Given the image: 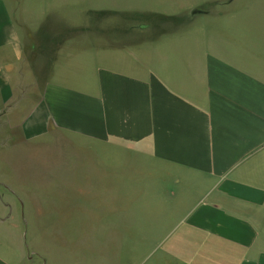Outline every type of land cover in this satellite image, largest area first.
<instances>
[{"label": "crops", "instance_id": "0c3cea01", "mask_svg": "<svg viewBox=\"0 0 264 264\" xmlns=\"http://www.w3.org/2000/svg\"><path fill=\"white\" fill-rule=\"evenodd\" d=\"M66 4L0 0V124L22 141L0 163V264H36L47 252L67 262L69 246L27 245L17 223L55 186L13 185L38 158L49 171L58 131L116 150V211L175 223L167 264H264V6L241 12L258 10L257 37L198 21L159 41L135 38L109 60L113 49L73 36L92 14L75 21Z\"/></svg>", "mask_w": 264, "mask_h": 264}, {"label": "rangeland", "instance_id": "374dc122", "mask_svg": "<svg viewBox=\"0 0 264 264\" xmlns=\"http://www.w3.org/2000/svg\"><path fill=\"white\" fill-rule=\"evenodd\" d=\"M66 5L68 10L71 5L75 21L82 22V17L92 14L90 28H74L73 36L86 37L84 39L89 42L97 40L96 45L89 47L108 51L113 48L124 50L129 47L126 43L135 38L150 37L159 41V38L176 34L198 21H224L232 26L233 34L237 27H243L249 36L257 37L262 31L258 10L241 12L244 6H264V0H71V3L67 0ZM114 19L116 28H111L109 24ZM65 31L69 33V29ZM100 40L108 43L116 40V45H100ZM111 52L114 54L108 53L109 60L116 56V50ZM12 128V125L0 124V163L1 159L5 163L15 159L10 155L22 146ZM56 138L60 150L57 154L55 150L52 152L51 170L48 171V164L42 157L38 158L40 167L31 174H13V185L26 194L33 192L35 181L55 186L47 205L34 204L37 212L31 211L30 220L24 224L17 222L29 232V235L25 233L26 244L47 251L55 245H67L71 252L67 254L66 264H167L166 249L172 238L164 234L175 223L149 222L144 217L133 219L116 211L119 207L116 203L119 196L116 150L98 145L92 148L88 141L60 131ZM45 144L48 146V142ZM96 148L101 152L95 153L92 149ZM49 209L53 215H49ZM154 209L159 216L160 207ZM149 232L152 234L146 236ZM48 255L47 252L41 259L33 255L32 263L52 264Z\"/></svg>", "mask_w": 264, "mask_h": 264}]
</instances>
